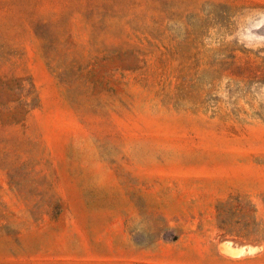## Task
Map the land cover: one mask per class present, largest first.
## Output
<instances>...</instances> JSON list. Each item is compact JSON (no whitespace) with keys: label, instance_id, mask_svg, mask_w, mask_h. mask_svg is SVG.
<instances>
[{"label":"rangeland","instance_id":"rangeland-1","mask_svg":"<svg viewBox=\"0 0 264 264\" xmlns=\"http://www.w3.org/2000/svg\"><path fill=\"white\" fill-rule=\"evenodd\" d=\"M0 264H264V0H0Z\"/></svg>","mask_w":264,"mask_h":264},{"label":"bare ground","instance_id":"bare-ground-1","mask_svg":"<svg viewBox=\"0 0 264 264\" xmlns=\"http://www.w3.org/2000/svg\"><path fill=\"white\" fill-rule=\"evenodd\" d=\"M227 244H231L232 245V243H227ZM227 244H225V245H227ZM222 250L225 251V252H227V253H230L232 255H238V254L244 252V249L243 248L242 249H236V248H230L229 246H222Z\"/></svg>","mask_w":264,"mask_h":264}]
</instances>
